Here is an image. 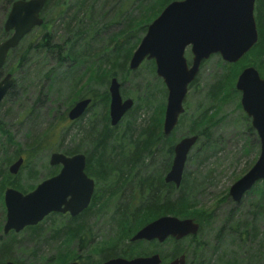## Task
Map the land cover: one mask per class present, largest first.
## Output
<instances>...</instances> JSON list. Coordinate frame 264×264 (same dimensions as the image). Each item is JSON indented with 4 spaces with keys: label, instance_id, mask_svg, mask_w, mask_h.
<instances>
[{
    "label": "rangeland",
    "instance_id": "1",
    "mask_svg": "<svg viewBox=\"0 0 264 264\" xmlns=\"http://www.w3.org/2000/svg\"><path fill=\"white\" fill-rule=\"evenodd\" d=\"M97 1L96 12L102 7L103 0ZM121 2L122 0H109L108 5H112L111 9L114 10L115 6ZM123 2L125 1L123 0ZM52 6L53 4L50 5V8ZM9 8L6 0H0V41L3 22ZM114 12H108L104 17L102 14L94 15L98 23L95 26V35L90 26L91 20L88 17L83 18L81 26L85 37L93 39L95 36V41L89 46L91 53L94 50H101L108 43L110 36L120 30L126 19V14L119 22L107 24ZM127 14L131 15V10H128ZM138 14L139 10L134 9L132 15L137 16ZM41 17L43 23L50 27L49 29L45 27L42 30H49L53 35V31H51L53 27L56 30L54 40H61L60 35L63 31L61 22L63 20L59 21L58 18H54L55 22L51 26L53 18L51 12ZM40 31L41 27L34 28L25 35L23 42L26 44L32 41L33 38L40 35ZM144 32L138 34L140 39ZM134 41L135 38L130 39L129 45ZM254 52L251 51L248 56L235 62L237 64L232 67L224 66L225 62L218 54L210 56L199 68L197 83L188 89L183 101L185 112L181 118L179 117L177 126L173 130V136L176 137L174 144L184 136L198 134L199 130L205 129L204 133H206V135L203 133L200 138L198 137L199 140L197 139L189 151L182 174V179L186 176L190 181L199 185L192 194L194 199L192 201L196 206L190 210L192 211L191 215L177 216L192 218L200 224V231L195 236L180 240H166L163 243L144 240L130 242V236L138 228L131 231L128 236H124L129 230L125 229L123 225H117L118 213L123 211L118 207L125 203L128 204L132 191L130 187L122 194L115 191L99 198L96 203L91 202L85 215L78 217V220L72 223L73 226L79 225L78 230L82 229L78 235H76L78 230H72L70 234L62 232V229L68 224L66 222L68 217L57 213H51L39 222L36 225L39 227L36 233L28 229V226L17 233L13 231L3 233L5 208L2 194L0 196V246L11 240V248L5 257L1 250V262L5 264L10 260L16 264H68L78 261L79 264H100L108 258L104 257L110 252L107 249L114 247V255L110 257L128 259L158 253L163 263H167L173 257L171 255L174 249L180 248L186 256V264H264V252L261 251L264 249V205L256 206L259 199L258 193L254 191L246 193L239 203L233 202L228 196L230 185L242 176L257 159L259 154L258 138L255 131V135L251 134L248 129L250 119L242 110L241 105L238 106L240 92L235 88L237 76L234 80H230L237 92L223 86L217 98L213 99L211 94L213 91L211 87L223 81L221 77L224 71H226L225 77L228 74L231 77L232 71H236L237 68L241 71L244 67L253 66L264 78V74L257 67L259 57L255 56ZM104 54L105 51H101L99 58L94 55L86 58V62L79 72L89 65L91 60H95L96 64L103 63L102 56L104 57ZM53 55L46 57L40 52L30 50L27 61L19 67L16 65V55L14 57L10 55L1 70L2 76L7 72L12 74L14 84L9 94L0 103V126L11 133L15 144H9L0 132V168H4L6 157L12 155L17 147L16 144H18L21 149L20 155L23 158L29 156L26 166L20 167L17 172L20 179L19 185L22 189L27 190L26 192L58 171L59 165L48 163L52 152H61L68 156L82 153L86 157L89 140L84 134L89 127V121L95 119L96 123L101 125L100 102L94 107H90L78 119H68V109L76 100L80 99L78 97L80 91L84 92L82 86L72 89L71 79L62 76V68L53 71L56 67ZM191 56L188 46L184 51V57L188 64ZM152 62V59H145L134 70H130L127 63L126 71L117 68L115 75L112 76L120 84L119 92L122 99L132 100L131 108L123 115L113 130L116 139L111 140V143L114 144V153L111 154L114 157L120 156L122 147H124V152H130L138 135H141L143 129L149 124V118L162 104V108H165L166 88L161 78L155 74V64ZM101 67L107 68L108 64ZM225 80L227 79L225 78ZM108 83L109 77L107 76L102 80L91 81L88 89H94L96 93L100 94L105 88L107 89ZM209 106L213 107L208 111L211 117L210 124H200L197 131L190 133L192 121ZM75 145H78L79 151L68 152ZM140 156L142 160L138 162L135 169L140 177L147 176L153 171L158 173L167 162L170 165L172 160V155L166 151V143L161 141L156 142L150 151L141 153ZM168 169L169 166L163 173V178ZM29 170H31V176L28 175ZM89 176L93 178L91 175ZM29 186L33 187L28 189ZM6 187L12 186L6 185ZM178 190L179 187H176L171 192L172 195H176ZM96 191L94 185V192L96 193ZM147 217V219L150 218ZM200 218L202 219L200 220ZM140 219L137 222H140ZM58 231L59 235L56 234ZM79 238H81L82 245H85L84 247L79 246ZM193 245L201 247L193 250ZM124 252L127 256H124Z\"/></svg>",
    "mask_w": 264,
    "mask_h": 264
},
{
    "label": "water",
    "instance_id": "2",
    "mask_svg": "<svg viewBox=\"0 0 264 264\" xmlns=\"http://www.w3.org/2000/svg\"><path fill=\"white\" fill-rule=\"evenodd\" d=\"M46 0H14L6 14L3 29L8 36L0 41V70L9 50L14 49L34 27L42 24L40 15ZM255 0H171L146 26V30L133 50L128 68L136 69L145 59H152L155 74L166 88V103L162 133L169 135L184 111L183 101L188 86L195 79L200 64L212 54H218L227 63L239 61L257 42L258 32L254 18ZM189 46L188 64L184 51ZM14 84L10 72L0 78V103ZM235 88L240 92V105L250 119L259 141V154L251 167L228 189L229 198L239 203L257 181L264 180V78L253 66L244 67L237 75ZM120 84L115 77L108 83V116L111 126L116 125L131 108L132 100L122 99ZM91 98H80L68 109L67 117H81ZM198 135L180 138L173 146L170 167L164 182L179 187L189 151ZM17 157L8 166V172L17 174L23 163ZM86 157L82 153L65 155L52 152L50 165H60L59 171L40 181L32 190L21 192L6 187L3 192L5 221L3 233L19 232L36 225L52 212L75 216L87 207L94 190V181L85 173ZM199 223L192 218L161 215L141 226L130 238L163 242L167 237L179 240L196 235ZM5 264H16L6 261ZM68 264H77L70 262ZM101 264H161L158 253L130 259L113 257ZM163 264H186L181 254Z\"/></svg>",
    "mask_w": 264,
    "mask_h": 264
},
{
    "label": "trees",
    "instance_id": "3",
    "mask_svg": "<svg viewBox=\"0 0 264 264\" xmlns=\"http://www.w3.org/2000/svg\"><path fill=\"white\" fill-rule=\"evenodd\" d=\"M13 1L14 0H6L8 6H10ZM124 1L125 2H123L122 0V2L119 3L120 6H115L113 10L111 9L112 5H108L109 0H103L102 7L99 11L96 12L95 4L98 3L97 0H46L40 15H47L51 12V15L53 16L51 26L55 22L53 21L54 18H58L59 21L63 20V22H61L63 31L60 35L62 39L54 40V34L56 30H54L53 27L51 28V31H53V35L50 34L49 30L43 31V28L47 27L49 29L50 27L49 25L47 26L42 22L41 25L37 26L41 27L40 35L38 37L36 36L35 39L33 38L32 41H29L26 44L25 42H23V38L14 49L9 50L5 64L10 55L13 57L14 55H16V65L17 67L21 66L25 61H27L30 50L40 52L46 57H50L54 54L53 56L55 57L56 67L53 69V71L62 68V76L71 79L73 90L76 88V86H82L84 93H81L80 91L78 97L91 98V103L88 106L87 110L92 106L94 107L98 102L101 103V125L99 126L96 123V120L92 119L91 121H89V127L86 134H84L85 137L87 136V139L89 140V149L86 153L87 156L85 171L88 175H91L95 179V187L97 191L96 193H93L92 203H96L99 198H103V196H105L106 194H111L115 191H118V193L122 194L128 187H130V190H132L131 194L129 195L128 204L126 205L125 203L122 206L118 207L119 210L122 209L123 211L118 213L117 217V225H123L125 229L129 230L124 235L128 236L131 231H134L137 228L143 226L144 223L155 216L166 213H170L176 216L191 215L192 211L190 210H192V208L196 206V204H194L192 201L194 200L192 194L194 189L199 185H196L194 181H190L186 176H184L181 184L179 185L178 193L176 195H172L171 192L175 190L176 187L172 183L164 182L163 179V173L167 170L168 166L170 167L168 162L166 163V165H164L162 170H159L158 173L153 171V173L147 176L140 177L135 172L138 162L142 160L140 154L150 151L151 147H153L156 142H165L167 153L173 156V142L176 140V137L173 136V130L176 128L177 124L169 135H164L162 133V113L164 108H162L163 104L149 118V124L145 129H143L142 134L138 135V138L132 144L131 151L126 153L124 152V147H122L120 148V156L114 157L112 155L114 153V144L111 143V140L116 139V136L113 135L115 125H110L109 116L107 114L109 103L108 90L105 88L104 91L98 94L96 93V90L88 89V85L89 83H91V81L93 82L95 80H102L107 76L109 77L110 81L112 76L115 75V71L117 68H120L122 71H126L129 57L140 40L138 34L146 30L147 23L154 17H156L157 14L162 10V8L171 0ZM51 4H53V6L50 8ZM53 8H55L53 11H49ZM134 9L136 11L139 10V14L137 16L132 15ZM128 10H131V15L127 14ZM113 11L115 12L113 13L112 18L108 19L107 24L111 22H119L124 14H126L125 21L122 23L120 30L110 36L106 46L101 48V50L99 51L94 50V52L91 53V49L89 46L92 42L95 41V36L93 37V39H91L90 37H85V32L81 26L83 25V18L88 17V19L91 20L90 26L92 27L91 29H93L94 32L92 33L95 35V26L98 25V23L94 18V15L96 16L102 14L104 17V15H107L108 12L111 13ZM254 18L258 32V39L255 45L242 58L248 56L251 51H255V56L259 57L257 67L260 72L264 74V0H255ZM7 36L8 33L3 29L1 31V40L5 39ZM133 38H135V41L129 45V40ZM101 51H105L104 57L102 56V58H104V60L102 61L103 63L96 64L95 60H91L89 65L84 67V69L79 72V70H81L82 68V65L85 64L86 58L91 55L99 58L101 55ZM206 60L207 59L203 60L200 66L203 65ZM106 64H108L107 68L101 67L102 65L104 66ZM236 64L237 63L231 64L225 62L223 65L226 67H232ZM1 70L0 78L2 76ZM239 72L240 70L239 68H237L236 71H232V74L230 75L231 77H229V74L225 77L226 71H224V74L221 77L223 81L218 82L211 87L213 89L211 93L213 99L218 97V95L222 91L223 86H225L226 89L230 88L233 90V92H237L231 85V81L235 79ZM197 75L192 83L189 84L188 89L193 87L197 83ZM225 78L227 80H225ZM9 91L7 95L9 94ZM238 106L240 107V104H238ZM212 109L213 107L209 106L208 108L204 109L203 113L199 117L195 118L192 121V125L189 129L190 133L197 131V128L200 126V124H210L211 117L208 111ZM184 112L185 108L183 113L181 114L182 116ZM181 115L179 116L180 118ZM248 129L251 131V134L255 135L254 130L252 129V127H250V125H248ZM204 130L205 129L198 131L197 135L199 138L200 135H203ZM0 132L5 136V139L9 144H15L13 141V137L11 133L8 132V130L0 126ZM204 134L206 135V133ZM127 139H129V137H127ZM41 142L38 144L39 146L41 145ZM16 146L17 147L14 149L12 155L6 157L4 168H0V196H2L6 185L20 189L23 192L27 191L20 187V179L18 178L19 175H12L8 172L9 164L12 163L17 157L21 156V149L19 148L18 144H16ZM77 148L78 145H75L74 148L68 150V152L79 151ZM23 159V164L21 166L22 168L26 166V162L29 159V156H26V158ZM30 171L31 170H29L28 175L31 176L32 173ZM32 187L33 186H29L28 189H31ZM250 191L257 192L259 195L256 206H263L264 180L257 181L247 193H249ZM143 216H146V218H144ZM147 216H149L150 218L147 219ZM141 217L143 218L140 219ZM139 219L140 222H137L139 221ZM201 219L202 218H200V220ZM76 220L78 219H66V222L68 224L65 225V227L62 229V232H68V234H70L72 233V230H78L79 225L77 224L73 226L72 224L75 223ZM36 225L28 226V229H30L33 233H36L39 228ZM200 228L201 227L199 224L198 232L200 231ZM80 231H82V229L78 230L76 235H78V232L80 233ZM56 234L59 235V231ZM79 241V246L84 247L85 245H82L81 238H79ZM199 247L201 246L193 245V250H196ZM10 248L11 240H8L0 246V252L1 250L4 252V257L8 254ZM107 250H109L110 252L107 253L104 257H110L114 255V247L108 248ZM261 251L264 252V249H261ZM179 253H182V250L180 248H175L171 256H176ZM123 254L124 256H127L126 252H124ZM3 263L0 260V264Z\"/></svg>",
    "mask_w": 264,
    "mask_h": 264
},
{
    "label": "flooded vegetation",
    "instance_id": "4",
    "mask_svg": "<svg viewBox=\"0 0 264 264\" xmlns=\"http://www.w3.org/2000/svg\"><path fill=\"white\" fill-rule=\"evenodd\" d=\"M212 55H216V54H212ZM212 55H210V56H212ZM210 56H209V57H210ZM209 57H208V58H209ZM208 58H207V59H208ZM252 129H253V128H252ZM256 136H257V135H256ZM257 138H258V137H257ZM258 142H259V141H258ZM172 157H173V156H172ZM85 163H86V162H85ZM85 166H86V164H85ZM59 169H60V165H59L58 171H59ZM58 171H57V172H58ZM84 171H85V169H84ZM57 172H56V173H57ZM56 173H55V174H56ZM85 173H86V171H85ZM55 174H53V175H55ZM86 174H87V173H86ZM50 176H52V175H50ZM87 176L90 177L88 174H87ZM90 178H91V177H90ZM92 179H93V178H92ZM93 181H94V179H93ZM94 185H95V182H94ZM93 192H94V190H93ZM92 196H93V194H92ZM92 196H91L90 202H89V204L87 205V207H86L85 209H83L80 213H78V214L75 215V216H71L68 212H65V213L52 212V213H57V214H60V215H67V217H68L69 220L76 219V218H78V217L84 215V214L89 210V208H90V204H91V202H92ZM50 214H51V213H50ZM48 215H49V214H48ZM45 217H46V216H45ZM45 217H44V218H45ZM44 218H43V219H44ZM138 229H139V228H138ZM138 229H137V230H138ZM137 230H136V231H137ZM136 231H135V232H136ZM135 232H134V233H135ZM134 233H133V234H134ZM133 234H132V235H133ZM132 235L130 236V238L132 237ZM190 236H191V235H188V236H186V237H190ZM193 236H194V235H193ZM186 237H183V238H186ZM191 237H192V236H191ZM130 238H129V241H130V242L141 241V240L131 241ZM172 239L175 240V239L172 238V237H167L163 242H165L166 240H172ZM181 239H182V238H181ZM179 240H180V239H179ZM144 241H146V240H144ZM149 241H157V240H156V239H153V240H149ZM157 242H158V241H157ZM163 242H158V243H163ZM181 254H183V253H179L178 255L173 256L171 259H169V261L172 260L173 258H175V257H177V256H179V255H181ZM110 258H113V257H108V258H106L105 260L110 259ZM128 259H130V258H128ZM160 259H161V264H163V261H162V258H161V257H160ZM105 260H104V261H105ZM185 260H186V256H185ZM104 261H102V262H104ZM169 261H168V262H169ZM72 262H76L77 264H79L78 261H72ZM102 262H101V263H102ZM101 263H100V264H101Z\"/></svg>",
    "mask_w": 264,
    "mask_h": 264
}]
</instances>
